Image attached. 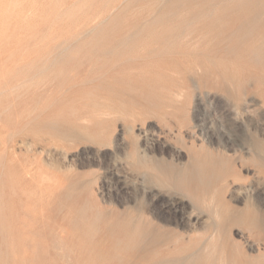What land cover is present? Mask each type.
Here are the masks:
<instances>
[{"label":"rangeland","instance_id":"obj_1","mask_svg":"<svg viewBox=\"0 0 264 264\" xmlns=\"http://www.w3.org/2000/svg\"><path fill=\"white\" fill-rule=\"evenodd\" d=\"M0 264H264V0H0Z\"/></svg>","mask_w":264,"mask_h":264},{"label":"bare ground","instance_id":"obj_2","mask_svg":"<svg viewBox=\"0 0 264 264\" xmlns=\"http://www.w3.org/2000/svg\"><path fill=\"white\" fill-rule=\"evenodd\" d=\"M119 1V0H118ZM217 229V228H216ZM15 255V254H14ZM7 256V255H6ZM20 256V255H19Z\"/></svg>","mask_w":264,"mask_h":264}]
</instances>
